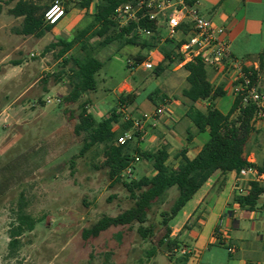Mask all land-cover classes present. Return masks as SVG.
<instances>
[{"label":"rangeland","instance_id":"rangeland-1","mask_svg":"<svg viewBox=\"0 0 264 264\" xmlns=\"http://www.w3.org/2000/svg\"><path fill=\"white\" fill-rule=\"evenodd\" d=\"M27 1L46 13L57 0ZM60 1L67 12L55 32L76 24L58 37L52 32L41 38L20 34L23 18L9 13L16 3L4 5L0 14V264H187L193 254L179 238L180 246L173 251L166 252L159 245L164 234L162 214L174 204L176 188L149 212L143 227H151L152 236L142 237L140 224L134 223L113 227L98 238H83V231L104 216L117 217L134 206L123 182L150 176L151 167L147 168V161L141 159L132 176L122 174V181L113 183L103 166L105 145H96L81 157L87 135L77 136L74 131L81 105L85 104L86 111L99 119V115L108 113L105 102L109 109L118 104L116 90L124 81L138 96V103L160 87V81L154 70L135 71L127 66L129 58L145 56L146 51L118 41L104 45V38L96 35L97 28L70 53L59 57L61 48L53 49L51 45L60 37L75 38L92 24L98 4L95 0L85 11L79 7L81 0ZM175 38L186 37L178 33ZM84 44L103 64L97 76V91L66 105L64 99L76 67L64 59L80 55ZM165 72L178 88L167 101H181L182 90L187 87L186 71L176 65ZM49 98L54 102L48 104ZM56 99L61 103L57 104ZM202 138L208 140L209 135L202 134ZM21 207L36 225L13 250L9 247L10 230L18 226Z\"/></svg>","mask_w":264,"mask_h":264},{"label":"trees","instance_id":"trees-1","mask_svg":"<svg viewBox=\"0 0 264 264\" xmlns=\"http://www.w3.org/2000/svg\"><path fill=\"white\" fill-rule=\"evenodd\" d=\"M199 0H185L189 7H193ZM95 0H81L79 7L81 10L88 11ZM16 3L9 13L16 18H23L21 30L24 36L43 37L50 33L55 26L45 23L42 8L35 3L27 0H0V14L3 12L4 5ZM120 4L119 0H98L96 13L92 24L70 41L59 39L51 47L58 48L59 57L66 56L74 47L94 29L97 28L96 35L104 38V45L113 42H123L125 45L135 47L140 52L157 49L162 55L163 60L154 69L156 77L161 76L166 69L173 68L183 61V56L179 52L182 42L176 43L173 40L160 42L159 34L156 33L157 25L148 20L132 22L128 27L119 28L113 21L115 9ZM67 12V10H66ZM147 28L155 32L151 37H141L136 34V29ZM80 55H71L69 59H64L68 64L73 62L76 71L71 76V91L65 97L66 105L76 104L85 93L97 91V76L103 68V64L89 50V46L84 44L80 47ZM130 59V58H129ZM143 55H138L135 61H142ZM183 68L187 71V87L182 90V101L189 106L187 118H189L197 133H204L209 129V139L203 146L200 153L193 159L187 156V149L180 153L181 161L178 166L168 165L170 154L167 147H163L157 153L151 155L144 152L137 146V141L128 142L125 145H118L117 138L131 128V123L123 121V117L117 109H113L107 117L97 119L88 113L85 104H82V111L78 117V124L75 126V134L80 136L87 135L80 156H84L96 145H105L103 166L108 169L110 180L115 182L122 181L124 170L135 161V157L148 160L153 158V169L155 175L144 176L140 180L124 181L123 185L130 193L134 206L117 217L104 216L91 229L83 231V238H98L103 232L113 227H125L134 223L140 224L139 233L144 238L154 234L150 228L143 225L148 221L149 212L158 204L166 194L176 188L178 196L170 208V211L162 214V225L164 234L159 240V245L165 247L166 252L179 248L180 242L177 238H172L173 229L169 225L186 204L211 178L220 173L227 176L230 173L240 174L242 170L253 168L260 174H264V163L254 165L250 163V145L255 134L254 122L257 108L253 104H243V95L236 96L235 104L228 115H223L214 105H210L206 112L196 108L195 104L199 101L216 100L225 93L221 89H215L210 83L206 65L200 58L185 64ZM253 81L256 82V73L253 71ZM136 94L121 95L118 99L120 105H131L136 101ZM152 98V97H151ZM165 97H161L164 102ZM115 125L120 129L115 131ZM193 133H189L187 142H191ZM250 190L245 194L237 193L234 196V203L242 208L253 209L258 205L260 198L264 195V183L253 181L250 183ZM18 218V226L10 230L11 249H16L20 245V238L35 229L36 221L33 217L23 213ZM188 258L185 257L186 263Z\"/></svg>","mask_w":264,"mask_h":264},{"label":"crops","instance_id":"crops-1","mask_svg":"<svg viewBox=\"0 0 264 264\" xmlns=\"http://www.w3.org/2000/svg\"><path fill=\"white\" fill-rule=\"evenodd\" d=\"M193 8L226 29L232 58L243 61L247 69L256 73V83L264 91V0H199ZM75 24L73 22L71 26L55 32L56 25L51 32L57 37L62 36ZM186 35L191 36L190 29L185 32ZM72 39L62 38L67 41ZM180 68L184 69L183 66ZM206 69L213 87L225 94L216 100L199 101L195 106L206 112L210 105H214L223 115H228L236 101L234 75L227 67L221 70L212 67ZM157 79L161 88L158 86L140 103L136 98L133 104L128 105V109L139 116L166 105L165 115L156 122H150L152 126L146 139L138 142L137 146L151 155L167 147L170 154L167 164L176 167L181 161L183 149H187V156L191 159L200 153L208 141L202 138V134L209 135V129L197 133L193 122L187 118L189 106L182 100L167 101L178 89L168 72ZM70 91L69 84L67 94ZM132 93L126 80L117 87L116 98L118 100L121 95ZM161 97L166 100L158 104ZM104 105L108 113L99 115V119L107 117L113 109L121 108L120 103L111 109L106 106V102ZM116 127L114 129L118 130ZM254 129L248 160L259 166L264 163V120H255ZM189 133L194 136L188 143ZM146 161L147 168L151 167L150 176L155 175L153 158ZM253 181L264 183V174L257 172V175L241 176L233 172L222 176L217 173L186 204L179 213V220L171 227L172 237L184 242L193 254L187 264H264V195L253 209L242 208L233 201L237 193H247Z\"/></svg>","mask_w":264,"mask_h":264},{"label":"built area","instance_id":"built-area-1","mask_svg":"<svg viewBox=\"0 0 264 264\" xmlns=\"http://www.w3.org/2000/svg\"><path fill=\"white\" fill-rule=\"evenodd\" d=\"M120 4L115 9L113 21L119 28L128 27L132 22L139 23L143 20L155 22L157 25L156 33L159 34L160 42L173 40L176 43L182 42L179 48L183 61L178 65L185 64L200 58L206 67L217 70L227 67L234 75L235 86L233 92L236 96L243 95V104H253L257 108L255 120H264V91H261L256 82L253 81V71L246 68L241 60L232 58L230 43L226 38V29L218 26L210 19L203 17L199 11L189 7L185 0H119ZM66 16V9L62 1L57 0L44 14L45 23L50 26L58 25ZM190 29L191 36L177 40L178 33L185 35ZM136 34L141 37H151L155 32L147 29H136ZM163 60L162 55L157 49L146 51L142 61L128 59L127 66L131 70L153 71ZM49 98L47 103H53ZM57 104L61 103L56 99ZM118 113L122 115L123 121L131 123V128L117 138L118 145H125L128 142H142L146 139L150 122H156L166 113V105L157 107L152 113H142L135 116L128 109V105H122ZM120 129L119 125L115 127ZM116 127V128H117ZM115 130V131H118ZM141 159L136 156L123 172V176H132L135 165ZM257 175L253 168L241 171V176ZM229 251H233L230 249Z\"/></svg>","mask_w":264,"mask_h":264}]
</instances>
